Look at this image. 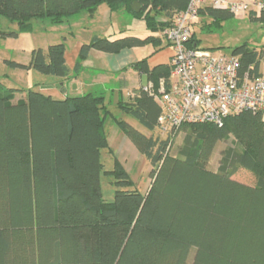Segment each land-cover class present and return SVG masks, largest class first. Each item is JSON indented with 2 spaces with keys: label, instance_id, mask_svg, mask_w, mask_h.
<instances>
[{
  "label": "trees",
  "instance_id": "16d2710c",
  "mask_svg": "<svg viewBox=\"0 0 264 264\" xmlns=\"http://www.w3.org/2000/svg\"><path fill=\"white\" fill-rule=\"evenodd\" d=\"M140 5L138 12L131 3ZM188 0H0V16L29 30L33 19L53 25L86 12L92 16L105 4L111 12L125 10L144 22L146 37L94 35L80 46L72 69L63 42L32 51L27 64L58 81L74 78L91 49L116 53L152 44L171 26ZM264 20V11L247 12ZM234 16L228 9L201 6L200 31L212 32ZM196 17V18H197ZM195 18V19H196ZM15 34V33H12ZM193 30L187 43L199 47ZM221 47L203 49L219 50ZM238 57V72L260 77L264 46L248 41L230 48ZM157 87L169 85L170 65L149 68L146 59L131 64ZM63 83H59V88ZM19 88L0 86V264H264V115L245 110L230 114L222 125L182 124L186 132L176 155L168 153L176 129L157 127L160 105L141 88L118 107L146 132L115 117L103 92L55 98L45 90L28 89L13 102ZM117 128L151 165L145 192L116 156L103 171L100 150L109 147L105 122ZM164 134V137L161 136ZM233 137L220 151L216 170L207 162L219 141ZM251 172L253 185L233 178L240 169ZM113 176V198L106 200L101 172Z\"/></svg>",
  "mask_w": 264,
  "mask_h": 264
},
{
  "label": "rangeland",
  "instance_id": "374dc122",
  "mask_svg": "<svg viewBox=\"0 0 264 264\" xmlns=\"http://www.w3.org/2000/svg\"><path fill=\"white\" fill-rule=\"evenodd\" d=\"M234 16L225 19L222 22L221 28L218 30L212 32L196 31V37L200 40L199 46L203 48L219 46L221 48L215 50L216 52L229 53L230 48L245 41H248L254 46L264 45V20H251L248 16L244 18L237 15L236 17ZM72 17L68 18L64 24L62 23L58 25H53L46 19H33L30 21L31 28L29 30H21L16 21L0 16V86L7 89H21V91H16L14 93L13 102L25 97L28 89L43 90L45 89L44 87L47 86L53 87V89H46V92L50 93L55 98L61 97L59 84L57 82L58 78L56 76L42 74L33 68L24 69L13 67L8 62L16 61L27 64L34 49L41 48L42 50H46L50 44L63 42V37L70 35L69 33L76 38L79 36L86 37L85 34H89L94 31V29H97V20L86 25L90 28L86 29L80 25V21H73L68 24V20ZM198 19L199 18L197 17L192 23V30L196 27L198 29V26L202 24ZM114 28V25L109 28L111 33H114L113 35H115L110 36L112 39L116 36L118 37L121 33L118 32V30L115 32ZM141 31L143 30H140V32ZM147 33L150 34V30H148ZM121 35L123 36L126 34ZM139 35H141L140 37H144L146 34L140 33ZM164 42H167V40L164 39ZM261 72L264 73V61L261 64ZM110 110L115 117L126 119L135 127L146 132V130L140 126L138 121L129 114L116 107H112ZM104 129L112 153L108 149L100 150L103 171L111 170L113 168V157L116 156L129 173L130 177L134 180L136 187L140 191L145 192L151 180V165L148 160L143 155L139 154L131 142L123 135H119V138H115L114 131L118 129L112 118L107 119ZM185 132L186 130L183 127H179L176 130L172 137V141L169 144V154H177V150L181 145ZM161 136L164 137V134H161ZM232 141L233 137H230L229 139L219 141L216 144L210 159L206 164L209 169H217L220 151L224 147L231 145ZM103 171L100 174L102 196L106 200H111L115 190V187L112 184L113 176L105 174ZM233 178L249 185L255 183L254 175L248 170L242 168L233 175ZM192 255L193 252L191 251L187 264H190Z\"/></svg>",
  "mask_w": 264,
  "mask_h": 264
},
{
  "label": "built area",
  "instance_id": "2783aa9c",
  "mask_svg": "<svg viewBox=\"0 0 264 264\" xmlns=\"http://www.w3.org/2000/svg\"><path fill=\"white\" fill-rule=\"evenodd\" d=\"M205 5L228 9L234 15L264 11L261 1L248 4L239 0H188L173 24L160 33L172 47L169 85L161 80L154 87L149 81L141 89L160 105L157 127L161 133L186 123L222 125L226 116L245 110L264 115V73L254 79L241 76L236 55L187 45L198 9Z\"/></svg>",
  "mask_w": 264,
  "mask_h": 264
},
{
  "label": "crops",
  "instance_id": "0c3cea01",
  "mask_svg": "<svg viewBox=\"0 0 264 264\" xmlns=\"http://www.w3.org/2000/svg\"><path fill=\"white\" fill-rule=\"evenodd\" d=\"M239 1L246 3H253L257 1L264 2V0ZM236 15L244 18L248 16V13H238L235 14L234 17H236ZM69 20L68 24L69 22L80 21V25L86 29H90L89 26L86 25L97 20V29H94V31L89 34H85L86 37L79 36L76 38L74 35H71V33H69L70 35L63 37V43L65 46V61L70 69H72L75 64L80 46L83 43L88 42L94 35L101 37L112 36L114 33H111L109 29L112 25L115 27V32H117V30L118 32H121L118 37L122 36L121 34L135 35L138 37L141 36L139 35L140 33L146 34L144 37L149 35L143 21L133 17L125 10L111 12L105 4L99 5L92 16H89L86 12H81L74 15V17ZM200 26L201 24L198 26V29L196 27L194 31H199ZM140 30L143 31L140 32ZM153 34L161 36L160 32H155ZM164 39L165 38L161 39L158 47L153 46L152 44H146L143 46L123 49L116 53H106L91 49L87 57L83 60L80 71L74 78L63 82L57 81L58 84L63 83V87L61 89L59 88L60 96L78 95L86 92H103L109 110L112 107L120 109L118 107L119 102H124L130 99L132 95L136 94L138 90L148 82L147 75L134 70L131 67L132 63L141 59H146L149 68L158 64L169 63L172 55V47L168 41L164 42ZM73 86H75V88ZM46 89L51 90L53 87H48ZM46 89L43 90L46 91ZM114 135L115 138H119V135H123L127 138L119 129L114 131Z\"/></svg>",
  "mask_w": 264,
  "mask_h": 264
},
{
  "label": "water",
  "instance_id": "95a60500",
  "mask_svg": "<svg viewBox=\"0 0 264 264\" xmlns=\"http://www.w3.org/2000/svg\"><path fill=\"white\" fill-rule=\"evenodd\" d=\"M131 9H132L134 12H138L139 9H140V5H139V3H137L136 1H133V2L131 3ZM48 87H50V86H47V87H44V88L46 89V88H48ZM73 87L75 88V86H73Z\"/></svg>",
  "mask_w": 264,
  "mask_h": 264
}]
</instances>
